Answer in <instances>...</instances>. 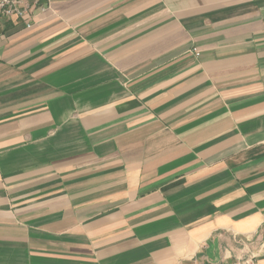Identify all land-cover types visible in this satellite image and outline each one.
<instances>
[{"label": "crops", "instance_id": "1", "mask_svg": "<svg viewBox=\"0 0 264 264\" xmlns=\"http://www.w3.org/2000/svg\"><path fill=\"white\" fill-rule=\"evenodd\" d=\"M28 21L0 18V264H264V0Z\"/></svg>", "mask_w": 264, "mask_h": 264}, {"label": "built area", "instance_id": "2", "mask_svg": "<svg viewBox=\"0 0 264 264\" xmlns=\"http://www.w3.org/2000/svg\"><path fill=\"white\" fill-rule=\"evenodd\" d=\"M48 0H34L33 2H26L24 0H0V18L6 19H21L26 21V25L31 27V22L28 21L31 17L33 8L41 10L46 9ZM192 51L200 56L201 52L197 47H193ZM259 252H252L245 257L230 263L222 264H258Z\"/></svg>", "mask_w": 264, "mask_h": 264}]
</instances>
